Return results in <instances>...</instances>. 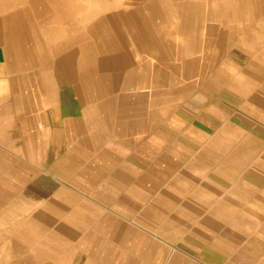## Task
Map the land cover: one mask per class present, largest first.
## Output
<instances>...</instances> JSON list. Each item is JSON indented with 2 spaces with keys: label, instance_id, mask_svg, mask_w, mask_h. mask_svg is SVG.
Listing matches in <instances>:
<instances>
[{
  "label": "crops",
  "instance_id": "obj_1",
  "mask_svg": "<svg viewBox=\"0 0 264 264\" xmlns=\"http://www.w3.org/2000/svg\"><path fill=\"white\" fill-rule=\"evenodd\" d=\"M127 2H155L164 10L111 18L108 39L102 34L94 39L100 46L108 41L111 61L99 68L101 77H93L113 75L109 85L106 80L94 89L80 69L71 72L69 23L61 12L55 15L54 2H0V180L13 181L3 180L2 190L16 192L15 180L23 176L36 185L56 179L84 198L67 211L82 230L74 238L54 239L64 246L52 255L65 260L50 257L48 264H78L83 258V264H160L162 253L150 261L149 240L157 241L148 232L118 214L108 227L98 221L102 211L139 216L154 229L177 227L194 220L189 212L209 217L216 202L241 196L234 208L241 219L237 225L247 234L213 215L206 223L207 244L218 255L211 258L217 264H264V0ZM25 5L33 13L19 16ZM49 50L55 52L53 62L43 60L42 66L51 95L35 86L34 71ZM25 83L28 93H23ZM21 112L23 122L10 128L11 135L3 134L7 117L16 120ZM70 119L75 126H67ZM72 180L80 181L78 190L71 189ZM182 191L191 194L183 202ZM106 195L113 202L104 203ZM162 197L172 199L167 202L172 206ZM165 212L172 213L167 218ZM134 232L142 235L138 245ZM231 243L250 251L232 250ZM183 244L185 252L196 254L188 240ZM185 252L175 253L177 263L183 264L181 257L187 263Z\"/></svg>",
  "mask_w": 264,
  "mask_h": 264
},
{
  "label": "bare ground",
  "instance_id": "obj_2",
  "mask_svg": "<svg viewBox=\"0 0 264 264\" xmlns=\"http://www.w3.org/2000/svg\"><path fill=\"white\" fill-rule=\"evenodd\" d=\"M37 1H42V0H0V2H2V4H4L3 6H10V5H13L15 2H22L24 4L25 2H37ZM49 1L54 2V4H55V15L58 12H61V14H63L64 18L69 23V31H70L69 42H70V45H69V49L67 50V55H68V60L70 62L69 64H71V67H70L71 72L77 73L80 69L83 73V78L88 83V86H91L93 89L95 88L96 85L97 86H100V84L103 85V83L106 80L108 82L107 83L108 85L111 83L108 80H109V78L112 77L113 74L103 73L102 74V76H103L102 78H104V79H102L103 82L101 79H99V80L97 79V81H95V78L93 77L94 75L101 77V74L98 72L99 68L106 65L105 64L106 61L107 62L111 61V59H110L111 57L106 56V51L109 47L108 41L104 40V44L102 46H100L98 41L96 43V41L94 40V39H96V35H98V34H102L103 37H106L105 39H108V37L110 36V30H111V27H110L111 18L115 17V16L116 17H124V18L142 16L143 13H141V15L137 13V12H142V10H147L149 12H152L153 14L156 13V15H157L160 13V11L164 10V9H162L163 5L156 4L155 2H148L145 4H141L138 2L130 3V2H127V0H49ZM17 5L19 6V3H17ZM17 5L15 4V6H17ZM28 5H30V4H28ZM181 6H183V5H181ZM26 7L22 8V9L20 8L17 11L19 16H23V17L30 16L33 13L31 11L32 9L30 10L28 7L27 8ZM180 9H181V7H180ZM12 14H14V13H12ZM5 16L7 17V14H5ZM6 17H5V19H6V21H8ZM31 18H33V17H31ZM50 23H48V24L46 23V24L49 25ZM100 23L103 25V26H101V29L99 26ZM38 24H40V23H38ZM14 47H15V45H14ZM15 50H16V48H15ZM45 51L46 50H42V49L38 50L39 55L40 56L42 54L45 55ZM47 52H48V55H47L46 60L40 58L36 61V68H34V71L37 74L36 75L37 78L35 77V82H37L38 85L36 83L35 86H38L40 91H44V90L48 91V94L51 95L53 87L50 88V86H51L50 80L48 83L47 75H45V74H47V69L44 68L42 65H43V60L47 61V62L50 60V62H53L51 58L53 57L55 52L50 51V50ZM101 53H103V55H102L103 57L100 56ZM48 56H49V59H48ZM107 70H108V68H107ZM42 71L44 72V74ZM77 74H79V73H77ZM114 82H113V84H114ZM115 85H113V86H115ZM19 87H20V85H19ZM27 87H28V85H26V83H25L23 85V93L29 92L30 89ZM82 87H85V86H82ZM114 88L115 87H113V89ZM89 98H90V96H89ZM38 103H40V102L38 101L37 104L27 106L28 110L34 109L38 105ZM21 113L22 114L17 115L18 119H16V120L9 119V117H7L8 118L7 119L8 128H7V131H4L3 129H5V128L3 127V129H2L4 131L3 134H6L7 136L11 135L10 128L12 126H14V124H16L17 122L18 123L23 122L22 119H23V117H25V113L24 114H23V112H21ZM66 122H67V126H70V125L75 126L76 125V122L73 121L72 119H70ZM6 135H5V137H6ZM4 166L9 167L8 164H5ZM61 166H62V164H60L59 169L63 168V166L62 167ZM15 169L16 168H13L12 171H15ZM26 171L30 172V173L33 172V170L31 168H27ZM17 172H20V171H17ZM3 180H5V179H3ZM3 180H0V264H48V262L45 259H48L50 257H53L58 262L59 261L63 262L65 260L63 257L59 258L56 255H52L53 254L52 252H53V249L56 252H60L62 247L64 246V244L63 243L62 244H54L52 242H54V239L55 240L56 239L61 240V238H63V237L64 238L65 237L66 238L67 237L68 238L69 237L74 238L78 234V232L80 230H82L81 228L79 229V228H76V226H75V224H76L75 219L77 217L71 213V216L75 217V219H74L73 217L70 216V213L69 214L67 213L68 209L73 204L79 202V200H82L81 196L79 197L77 194H75L71 191L69 192V190H66L65 186H63V185H61V188L59 190H57V192H55L54 195L50 196L51 194L49 193L50 192L49 190H47L45 187H41L38 183L36 185L35 179L26 178L25 176H23L22 178H16V180H15L16 192H13V191L10 192L9 187L7 188V190H2L3 186L1 185L2 184L1 182ZM5 181L8 185H11L13 182L10 180H5ZM71 182L74 183L75 186L80 185L79 184L80 181H78V180H72ZM91 182H94V181H91ZM13 186L14 185H12V187ZM103 198L105 199L104 203H109L111 201L113 202V200H114L112 196H108V195H106V197H103ZM41 199L42 200L45 199V201L42 202ZM242 199H243V197L237 196V195H236V198H228V197L225 198L224 197V199L216 202L214 207L211 208V211L208 214L209 217L207 216V214H204V216H202V219H203V217H205L203 220L204 221L207 220V222H210L213 218V215L216 216L215 217L216 219H217V216L220 215L221 220H222V218H224L227 222L230 223V226H234V227H236L242 231H245L247 234V230L246 229L244 230V228H242V226L241 227L239 226L241 219H240V216L238 214L239 213L238 210L234 208L236 206L237 207L240 206L239 204H241L243 202ZM122 200H125V197L123 195H120L118 197V201L120 203H122ZM192 202L194 203V201H192ZM42 204H43V206H42ZM84 204H86V202H84ZM87 204H89V203H87ZM196 204L201 205L202 203L200 201ZM38 207H41V208H38ZM218 212H219V214H218ZM189 213L193 217H195V215H196L194 212L193 213L195 215L192 212H189ZM81 214L85 215L86 213L81 212ZM123 216H125V215H123ZM251 219H256V218L251 217ZM114 220H116L115 216H113L109 212H102V216L98 221L102 222V224H104V225L106 222H108L109 224L107 226L109 227V226H112L111 222H114ZM51 223L54 224L53 225L54 228L50 227L49 224H51ZM237 223L239 225H237ZM192 225H193L192 222L188 221V224H185V225L184 224H182V225L178 224L177 227H175L173 225L168 224V225H165L162 227H158L155 230L158 233L157 236L158 235L166 236L168 239L172 240V242H173V240H179V241L183 240L182 244L180 242V245L183 247H186L187 244L186 245L183 244L184 241H186V240L181 239L182 238L181 233L184 230H186V231L189 230V232L187 231L188 234L191 235L192 237L193 236L194 237H193V239L188 240V244L189 243L191 244V246L188 247V249L197 254V251H200V250H199V247H197L195 245V242H196L195 236H197V234L195 233L196 228H193ZM212 225L213 224H211V226ZM107 226H106V228H107ZM112 228H113V230H117V228H115V227H112ZM212 228H213V226H212ZM54 229H63L66 231H65V234H63V233L60 234V232H58V231L55 232ZM186 231H185V233H187ZM115 233L120 234L121 232L118 233V231H116ZM121 235H123V233ZM133 235L135 236V239H136L135 244L138 245L142 240V235L139 234L138 232H134ZM237 237H240V236L237 235ZM241 237H242V235H241ZM167 238H166V241H168ZM206 241H207V239H206ZM56 242H58V241H55V243ZM165 243H166L165 241L163 243L160 241L154 242V240L153 241L149 240V246H147V247H148V252L150 254V261L158 252V253H162V257H163L160 260V261H162V263H160V264H179L175 260V256H176L175 253H177L178 251H176V252L174 251L171 253V251L168 249V247H166V248L164 247ZM208 243H210V242H208ZM204 244H207V243H205V241H204ZM173 246H174V244H173ZM206 246H207V249H205L206 250L205 254L209 253V255H210L214 252H216V254H217L218 251H216V250L214 251L213 249H209L208 244ZM218 246L221 247V246H223V244H218ZM218 246L216 247V249L218 248ZM230 246H231L232 250H241L242 251V249L247 248L245 245L235 246L232 243ZM247 251H250V249L247 248ZM251 251L253 252L254 250H251ZM214 256H215V254H214ZM65 257H67V256H65ZM210 257H212V256L210 255ZM181 258H182L183 264H188V260H187V263H184L183 257H181ZM83 259H86V258H83ZM83 259L82 260L80 259L78 261V264L79 263L83 264L84 263ZM88 263H89V260H88ZM237 263H238V261H237Z\"/></svg>",
  "mask_w": 264,
  "mask_h": 264
},
{
  "label": "rangeland",
  "instance_id": "obj_3",
  "mask_svg": "<svg viewBox=\"0 0 264 264\" xmlns=\"http://www.w3.org/2000/svg\"><path fill=\"white\" fill-rule=\"evenodd\" d=\"M219 8H216V10H218ZM38 183H39V185L41 186V187H45L47 190H49L50 192H53V191H55V192H57V190H59L60 188H61V185H62V182H61V180L59 181V180H56V179H54V180H50V179H40V180H38ZM72 183V182H71ZM72 184H74V183H72ZM194 186L193 187H195L197 184H193ZM200 185V184H199ZM201 186V185H200ZM71 187V189H75V190H78V189H76L77 188V186L76 187H74L73 185H71L70 186ZM192 187V188H193ZM191 195V194H190ZM188 193H185L184 191H182V194L181 195H178L180 198H181V202H183L186 198H187V196H190ZM50 196H52V195H50ZM49 196V197H50ZM171 197V196H170ZM82 198V197H81ZM82 199H84V198H82ZM158 199L160 200V197H158ZM42 200V199H41ZM162 200H167L166 201V203L167 202H172L173 200L172 199H170V198H168V199H166V198H164V197H162ZM43 201H45V199H43L42 200V202ZM151 201H154V199L153 200H151ZM156 202V200L154 201V203ZM110 203V202H109ZM159 204H161V203H156V204H154V206H159ZM168 205H171L172 206V204H169V203H167ZM177 206H175L177 209H181L182 211H184V207H182L183 205L180 203V205L177 203L176 204ZM165 207V206H164ZM176 210V209H175ZM102 212H109L110 214H112V215H116V214H118V213H116V212H110V211H108V210H105V211H102ZM99 214H97L96 216H95V218H99V216H100V212H98ZM172 212H165V217H167L168 218V216H170V214H171ZM125 215V216H123V215ZM130 214H132V213H130ZM203 214H204V212H203ZM119 218H121L122 217V219H125V221H128V222H130V223H133L134 225H135V228L136 229H141V230H144V231H146V232H148L149 233V235L153 238V239H155L156 241H162L163 243H164V241L166 242L165 244L167 245V247H168V249L171 251V253L172 252H176V251H178L179 250V252H185L184 251V249L182 248V246L180 245V243L178 242V241H175V242H169V241H166L165 240V237L164 236H161V235H158L157 236V232H156V230L154 229V228H150V227H148V226H146L145 224H144V222L143 221H141L140 219H138L139 218V214L137 215L138 216V218H134L133 216H126L127 215V213L125 212V213H122V212H119ZM202 216H204V215H201V214H198V215H195V217H194V220L192 221V226H195L194 228H196L195 230H196V232H199V236H195L196 237V242H195V245L197 246V247H199V250L200 251H197V254H192V253H188V252H185V254L188 256L187 257V260H188V264H217L218 262H216L214 259H212L211 257H209V256H207V255H209V254H205L206 253V250L205 249H207V244H204V241H205V243H207V241H206V239H207V227H206V223H207V220L206 221H203V219L205 218V217H203V219H202ZM201 218V219H200ZM140 220V221H139ZM146 220H148V219H146ZM197 221V222H196ZM153 222V221H152ZM213 221L211 220L210 221V223H212ZM198 225V226H197ZM204 227V228H203ZM198 228V229H197ZM202 229V230H201ZM201 230V231H200ZM185 231L186 230H184L181 234H182V239H184V240H189L190 238H191V236L188 234V232H189V230H187L186 232L187 233H185ZM195 232V233H196ZM206 234V235H205ZM186 235V236H185ZM202 235H205V236H202ZM188 236V237H187ZM187 238V239H186ZM200 241V242H199ZM202 241V242H201ZM241 241H242V239H241ZM174 244V246H173V244ZM198 244V245H197ZM202 244V245H201ZM243 244V243H242ZM242 244H239V245H242ZM201 245V246H200ZM235 246H238V245H235ZM201 247V248H200ZM198 257V259H196ZM213 261H215V263H213ZM152 264H154V263H152Z\"/></svg>",
  "mask_w": 264,
  "mask_h": 264
}]
</instances>
